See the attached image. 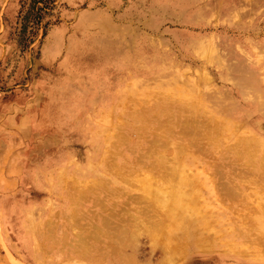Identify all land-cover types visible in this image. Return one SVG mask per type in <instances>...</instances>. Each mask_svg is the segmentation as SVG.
Instances as JSON below:
<instances>
[{"label": "rangeland", "instance_id": "1", "mask_svg": "<svg viewBox=\"0 0 264 264\" xmlns=\"http://www.w3.org/2000/svg\"><path fill=\"white\" fill-rule=\"evenodd\" d=\"M209 1L191 8L213 10ZM104 3L0 0V264H264V160L234 151L238 138L264 140V0L213 10L205 28L181 15L158 30L78 28L82 13ZM42 108L47 121H32ZM176 119L224 131L220 142L193 145L177 123L165 148L166 166L186 172L201 214L178 209L174 223L149 196L160 235L138 218L140 231L124 237L133 230L124 212L146 207L134 202L135 178L149 176L145 150L160 132L139 130L141 121ZM96 226L121 236L91 237L82 253L80 235ZM197 236L206 237L201 247Z\"/></svg>", "mask_w": 264, "mask_h": 264}, {"label": "bare ground", "instance_id": "2", "mask_svg": "<svg viewBox=\"0 0 264 264\" xmlns=\"http://www.w3.org/2000/svg\"><path fill=\"white\" fill-rule=\"evenodd\" d=\"M164 110H165V108H164ZM164 113V112H163ZM169 116V115H168ZM172 117V115L169 117V118H167V119H172L173 120V117ZM179 117V116H178ZM177 120V119H176ZM188 120V119H187ZM215 120V119H214ZM161 122V121H160ZM194 122V121H193ZM193 122L190 120V121H184V123L183 124H181L180 123V121L179 120H177V121H165V124H162V123H159V124H156L155 123V121H141V123L143 124V127L141 128V129H139V130H145V131H147V130H150V131H155L156 129L157 130H160V132L157 134V136H154V138L152 139L153 141L151 142V145L148 147V148H146V154H147V157L148 158H152L153 159V161L151 162V163H145V165L146 166H148V168H150L149 169V171H147V173H149L148 175L149 176H142V177H136L135 179H136V181L138 182V183H140L139 185L141 186V191H142V195L141 194H139V197H138V201L137 200H135L134 202H136V203H140L141 201H144L145 202V204H146V207L145 206H140L141 207V209L140 210H137V211H135L136 213L135 214H132L131 212H127V211H125L124 212V214H123V217L125 216V220L127 221V223L130 225V226H128L129 228H132L133 230L131 231V229H130V232L129 231H127V232H129V234L127 233V232H123V234H124V237L125 236H127V235H129L130 237L132 236H134V233L136 232V228H138V230L140 231V229H141V227L138 225V223L136 224V221H138L139 219L138 218H142L143 220L145 219H147L146 221H147V223H149L150 221L148 220L149 219V214H150V212H151V210L153 209V207L152 206H154V204L159 208V210L160 209H163V210H167L165 213H167V219H171V221L173 220L174 221V223H175V221H177V218H178V214H179V210H186V212H192V213H194L196 216L198 215V214H201L200 212H201V207L199 206L198 207V202H199V199H198V197H196L197 195H195L196 194V192L195 191H193V189H192V191L190 192V189H189V191H187L185 188H187L188 189V185H187V183H189L188 181H189V177H187V174H186V172L184 171V170H182V169H180V167H177V165H173V166H171V167H167L166 166V160H165V148H166V146H167V144L172 140V138L174 137V136H172L173 135V127H175V125L178 123L179 125H181L180 127H178V128H180V131H176V132H178V135H180V136H182V138L184 139V137L187 135V133H189L190 134V140H188V143L189 144H193V145H196V144H198V143H200L199 141H204V140H206V142H208V140H213V141H217V142H220L221 140H222V135L224 136V131L220 128V125L218 124V122H217V124L218 125H216V126H212V128L210 127V125L207 123V122H204V121H202L201 123H197V122H199V121H195V123L193 124ZM216 122V121H215ZM197 123V124H196ZM118 128V127H117ZM139 128V127H138ZM156 130V131H157ZM179 130V129H178ZM226 131V130H225ZM144 132V131H143ZM156 134V133H155ZM121 136L122 134H119L118 133V136ZM116 137V136H115ZM112 138H114L113 136H112ZM118 139L120 138V137H117ZM116 138V139H117ZM181 138V139H182ZM243 138V137H242ZM239 139L238 138V140H237V145H236V148H235V146H234V148H235V150H234V148H233V150L235 151V153H236V155H237V150H238V148H239V155L242 157V159H244V160H251L252 159V157H253V154L255 155V154H259V156H260V159H261V161H263L264 160V151H259V147H263L264 146V140L262 139V138H254V139H251L250 141H248V139L247 140H245V139ZM251 138V137H250ZM109 139V138H108ZM122 141H123V137H122V139H121ZM117 141H119V140H117ZM121 141V142H122ZM128 141V140H127ZM111 142H112V140H111ZM110 142V143H111ZM124 142H125V139H124ZM179 142V141H178ZM247 142H250L249 144H247ZM254 142V143H253ZM108 143V142H107ZM113 143H114V141H113ZM117 143V142H116ZM115 143V144H116ZM123 143V142H122ZM180 143V142H179ZM253 143V144H252ZM120 144V143H119ZM185 144H187V143H185ZM184 144V145H185ZM217 144H219V143H217ZM125 145V143H123V146ZM127 145V144H126ZM152 146V147H151ZM181 146V145H180ZM117 148H118V146H116ZM115 147V145H114V148H116ZM191 147V146H190ZM216 147V146H215ZM117 148H116V150H117ZM111 149V148H110ZM112 149H113V146H112ZM120 149V148H119ZM132 149V148H131ZM193 149V148H192ZM191 150V149H190ZM111 151V150H110ZM226 151H228L227 149H226ZM230 151V150H229ZM255 151V153H253ZM111 152H113V151H111ZM178 152V151H177ZM225 152V151H224ZM233 152V151H232ZM133 153V152H132ZM229 153V152H228ZM113 154H114V152H113ZM116 154V153H115ZM115 154L113 155V156H115ZM135 154V153H134ZM144 154V153H143ZM111 156V155H110ZM139 156H140V154H139ZM146 157V158H147ZM110 158H112V157H110ZM142 158V157H141ZM145 157L144 158H142V160L143 159H146ZM237 158V157H236ZM256 158V157H255ZM109 159V158H108ZM239 159V158H238ZM137 160H140L139 159V157H138V159ZM113 161V160H112ZM115 161H116V159H115ZM141 161V160H140ZM234 161L236 162V160L234 159ZM243 161V160H242ZM107 162V161H106ZM123 162V161H122ZM126 162H128V161H126ZM138 162V161H137ZM144 162H145V160H144ZM239 162V161H238ZM105 163V162H104ZM110 163H111V161H110ZM110 163H108L109 165H110ZM135 163V162H134ZM133 163V164H134ZM182 163V162H181ZM261 162H258V164H257V168H261V164H260ZM108 164H106L107 166H108ZM113 164H114V161H113ZM113 164L111 165V166H113ZM128 164H130V163H128ZM127 164V165H128ZM142 164H144V163H142ZM247 164V163H246ZM250 164V163H249ZM263 164V163H262ZM145 165H144V167H145ZM115 166V165H114ZM113 166V167H114ZM170 166V165H169ZM237 166H239L238 164H237ZM242 166V165H241ZM252 166H253V164H252ZM121 167V166H120ZM123 167V166H122ZM126 167V166H125ZM136 167V166H135ZM152 167V168H151ZM249 167V166H248ZM107 168V167H106ZM111 168V167H110ZM140 168V167H139ZM252 168H254V167H252ZM108 169V168H107ZM112 169V168H111ZM111 169H110V171H111ZM118 170V172L120 173V171H119V169L120 168H117ZM133 169V168H132ZM141 169V168H140ZM143 169V168H142ZM244 169H245V167H244ZM263 169H264V167H263ZM114 170H115V168H114ZM145 170V169H144ZM116 171V172H117ZM258 171V170H257ZM124 172H125V170H124ZM253 172V171H252ZM109 173V172H108ZM119 173H118V175H119ZM136 173V172H135ZM231 173V172H230ZM258 173V172H257ZM260 173V172H259ZM114 174H115V172H114ZM113 174V175H114ZM128 174V173H127ZM132 174V173H131ZM139 174V173H138ZM117 175V176H118ZM135 175V174H134ZM142 175V174H141ZM121 176H123V175H121ZM136 176V175H135ZM138 176V175H137ZM139 176H140V174H139ZM257 177H259V175L257 176ZM124 178H126V177H124ZM118 179V178H117ZM215 179V178H214ZM122 180V178L120 177V181ZM124 181H125V179H123ZM122 180V182H124ZM234 180V179H233ZM99 181H101V180H99ZM229 181H231V180H229ZM235 181V180H234ZM105 182V181H104ZM109 182V181H108ZM108 182H107V184H108ZM111 183H112V181H110ZM125 182H127V181H125ZM218 182V181H217ZM102 183V182H101ZM95 184V183H94ZM103 184V183H102ZM124 184V183H123ZM129 184V183H128ZM191 184H192V182H191ZM223 184V183H222ZM99 185H100V183H99ZM98 185V186H99ZM106 185V184H105ZM167 186L168 187V189L169 190H167L164 186ZM218 185V184H217ZM232 185V184H231ZM237 185V184H236ZM235 185V186H236ZM95 186H97V185H95ZM104 186V185H103ZM108 186V185H107ZM107 186H105V187H107ZM225 186V185H224ZM240 186V185H239ZM104 187V188H105ZM222 187V186H221ZM226 187V186H225ZM224 187V188H225ZM231 188H232V186H230ZM96 188V187H95ZM103 188V190L105 191L106 189H104ZM111 188V187H110ZM99 189V188H98ZM97 189V190H98ZM164 189H166V190H164ZM196 189V188H195ZM225 189H227V187L225 188ZM89 190H91L90 188H89ZM108 190V189H107ZM113 190V189H112ZM115 190V189H114ZM234 190V189H233ZM79 191V190H78ZM116 191V190H115ZM166 191H169V192H166ZM225 191V190H224ZM76 192V191H75ZM82 192V191H81ZM81 192H79L78 193V195L81 193ZM103 192V191H102ZM106 192V191H105ZM111 192V191H110ZM190 192V193H189ZM93 193V192H92ZM95 193V192H94ZM93 193V194H94ZM118 194V193H117ZM116 194V195H117ZM120 194V193H119ZM118 194V195H119ZM150 194V195H149ZM200 194V193H199ZM199 194H198V196H199ZM81 195V194H80ZM109 195H111V194H109ZM127 195V194H126ZM192 195H194V196H192ZM201 195V194H200ZM224 195V194H223ZM241 195V194H240ZM82 196V195H81ZM111 196H113V195H111ZM128 196V195H127ZM149 196H151V198L153 197L155 200H153L154 201V204L151 206V204H152V199H151V201L149 200ZM219 196V195H218ZM226 196H227V194H226ZM132 197H134V196H132ZM82 198V197H81ZM81 198H80V196H79V199L81 200ZM83 198H85V197H83ZM261 198V197H260ZM76 200H77V198H75ZM74 199V200H75ZM131 199V198H130ZM129 199V200H130ZM128 200V199H127ZM184 201H189V204H188V202L186 203V204H188V205H184V207L182 206L183 204H182V202H184ZM231 201V200H230ZM133 202V203H134ZM261 202V201H260ZM127 204V203H126ZM185 204V203H184ZM264 204V203H263ZM76 205V204H75ZM128 205V204H127ZM143 205V204H142ZM201 205V204H200ZM77 206V205H76ZM116 206V205H115ZM186 206H187V208H186ZM139 207V208H140ZM148 207V208H147ZM155 207V206H154ZM181 207H183V208H181ZM121 208V207H120ZM138 208V207H137ZM138 208V209H139ZM181 208V209H180ZM104 209V208H103ZM115 209V208H114ZM122 209V208H121ZM129 209V208H128ZM136 209V208H135ZM134 208H133V210H135ZM179 209V210H178ZM105 210V209H104ZM154 210H155V208H154ZM154 210L152 211V213L154 212ZM158 210V209H157ZM184 210V211H185ZM106 211V210H105ZM150 211V212H149ZM133 212V211H132ZM156 212V211H155ZM182 212V211H181ZM186 212H184V213H186ZM123 213V212H122ZM151 213V214H152ZM191 213V214H192ZM109 214H110V212H109ZM111 214H113V212L111 213ZM110 214V215H111ZM154 214V213H153ZM181 214H183V213H181ZM193 214V215H194ZM108 215V214H107ZM106 215V216H107ZM109 215V216H110ZM118 215V214H117ZM157 215H159V214H157ZM184 215H186V214H184ZM112 216V215H111ZM149 216V217H148ZM154 216H156V213L153 215V216H151V217H154ZM180 216V215H179ZM189 216H190V214H189ZM199 216V215H198ZM116 217V216H115ZM115 217H113V219L115 218ZM164 217V218H165ZM107 218V217H106ZM110 218V217H109ZM194 218V217H193ZM258 219V218H257ZM103 220V219H102ZM115 220V219H114ZM125 220H122L121 222L123 223V221H125ZM151 220V219H150ZM158 220V219H157ZM262 220L264 221V218H262ZM120 221V220H119ZM125 221V222H126ZM139 221H141V220H139ZM155 221L156 220H154V221H152V223L154 222L155 223ZM259 221H261V219L259 220ZM108 222H110V221H108ZM107 221H104L103 220V223L104 224H102L104 227H106L105 225L108 223ZM118 222V221H117ZM158 222V221H157ZM102 223V222H101ZM119 223V222H118ZM142 223V222H141ZM160 223H161V221H160ZM164 223V222H163ZM173 223V224H174ZM111 224V223H110ZM117 224V223H116ZM115 224V225H116ZM128 224H126L125 223V225H128ZM158 224H159V222H158ZM168 224V223H167ZM178 224V223H177ZM263 224V223H262ZM121 225V224H120ZM123 225H124V223H123ZM159 225H161V224H159ZM92 226H95V225H92ZM103 226L102 227H100L99 229H98V226H96L95 227V229H94V231H93V229H92V233H90V235H87V236H84V235H80V243H78L79 245H80V247H81V249H79V250H81V252L82 253H84L85 252V249H86V244H85V242L89 239V238H93V239H97L98 237H100V235H107V236H109V237H116V238H120V236H121V233L120 234H118L117 232H113V230L111 229V231L112 232H108V231H106L107 229H109L110 230V228H108L107 227V229L106 230H103ZM108 226V225H107ZM110 226V225H109ZM117 226H119V225H117ZM147 226H149V227H147L148 228V230H151V231H153V230H155V226H153V224H150L149 223V225H147ZM150 226H152V228L150 227ZM162 226V225H161ZM178 226V225H177ZM111 227V226H110ZM113 227V226H112ZM114 227H116V226H114ZM120 227H122V226H119L118 228L120 229ZM124 227V226H123ZM170 227L171 226H169V229H170ZM94 228V227H93ZM117 228V227H116ZM143 228V227H142ZM163 228V227H162ZM164 229H166L165 227H164ZM125 230H127V229H125ZM147 230V229H146ZM147 230V231H148ZM235 230V229H234ZM121 231H122V228H121ZM156 231V230H155ZM155 231H154V234H155ZM138 232V231H137ZM162 232V231H161ZM156 233H158L159 235H160V232H159V230H157L156 231ZM151 234H153V233H151ZM170 234V233H169ZM171 234H174L175 235V233H171ZM187 235V234H186ZM152 237H154L153 235H151ZM162 236H163V233H162ZM166 235H164V237H165ZM112 237H111V239H112ZM163 237V238H164ZM169 236H167V238H168ZM202 237V236H201ZM204 237V236H203ZM209 237V236H208ZM122 238H123V236H122ZM157 238V237H156ZM184 239V238H183ZM202 239H204V240H202ZM206 239V237L205 238H199V236H197L196 238H195V240H194V243L197 245V246H199V247H201L202 246V244L204 245V241H206L205 240ZM117 240V239H116ZM161 240V239H160ZM179 240V239H178ZM208 240V239H207ZM180 241V240H179ZM185 242H186V240H184ZM183 241V242H184ZM209 242V241H208ZM164 243V242H163ZM168 243H169V241H168ZM172 243V242H171ZM180 244V243H179ZM176 246V245H175ZM174 247V246H173ZM179 247V246H178ZM204 247V246H203ZM175 249V248H174ZM185 249V248H184ZM182 250V249H181ZM176 252V251H175Z\"/></svg>", "mask_w": 264, "mask_h": 264}, {"label": "crops", "instance_id": "3", "mask_svg": "<svg viewBox=\"0 0 264 264\" xmlns=\"http://www.w3.org/2000/svg\"><path fill=\"white\" fill-rule=\"evenodd\" d=\"M105 3L102 8L94 12L82 13V18H79L78 28L97 26L99 28H108L110 25L112 29L124 28V31L139 30V29H153L158 30L166 28V24L172 18H177L181 15L184 22L191 24L190 27L205 28L206 24L203 20L211 11L225 13L227 10L233 8L235 2L240 0H210L205 5L210 6L213 10H205L202 8L193 9L192 6L196 5L200 0H124V5L120 10L118 20L114 16V12L121 0H104ZM122 3V1H121ZM222 3V5H221ZM226 4V5H225ZM233 4V6H231ZM221 5V10L216 11ZM225 8H227L225 10ZM117 16V15H116ZM124 18V21L122 20ZM124 22V23H123ZM124 24V25H123ZM104 25V26H103ZM99 40V39H97ZM76 41H72V47ZM73 50V49H72ZM71 56L68 55L65 60L70 61ZM45 109H41L33 115L30 113L32 121H47L43 117Z\"/></svg>", "mask_w": 264, "mask_h": 264}]
</instances>
